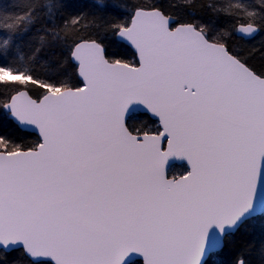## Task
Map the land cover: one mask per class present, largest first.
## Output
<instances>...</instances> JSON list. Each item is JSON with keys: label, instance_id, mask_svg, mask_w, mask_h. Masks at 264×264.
Returning <instances> with one entry per match:
<instances>
[{"label": "snow or ice", "instance_id": "snow-or-ice-1", "mask_svg": "<svg viewBox=\"0 0 264 264\" xmlns=\"http://www.w3.org/2000/svg\"><path fill=\"white\" fill-rule=\"evenodd\" d=\"M15 7L0 14V114L38 138L0 134V264H210L264 217V66L230 32L138 0ZM215 10L243 18L235 31L249 38L264 30V3ZM101 33L135 60L113 59ZM46 47L58 66L41 64ZM140 109L158 127L139 126ZM170 158L188 171L170 175ZM232 264H264V237Z\"/></svg>", "mask_w": 264, "mask_h": 264}, {"label": "trees", "instance_id": "trees-1", "mask_svg": "<svg viewBox=\"0 0 264 264\" xmlns=\"http://www.w3.org/2000/svg\"><path fill=\"white\" fill-rule=\"evenodd\" d=\"M21 0H0V14L4 12H18L19 8L15 7ZM42 3L55 4L56 0H41ZM110 3L115 4H127L129 0H108ZM145 5H155L161 8L167 14L171 15L174 19L179 21H199L208 26V29L216 31V35L227 30L231 33L228 39V46L235 48L238 53L242 55L253 67L261 68L264 66V30L260 31L258 36L251 41H243L238 39L235 35V29L244 24L246 21L239 17H230L222 14L215 9L226 6L229 3H234L236 0H138ZM243 3L248 5L251 9L259 11L261 4L264 0H242ZM67 3L72 5L73 11H93L91 7V0H67ZM87 5L88 7H85ZM43 26L49 27L47 17L42 12ZM59 23V19L54 21ZM38 35H44L46 39H50L48 34L40 32ZM101 39H103L107 51L112 55L113 59H123L127 62H133L135 56L133 52L125 45L119 43L117 38L113 35L101 33ZM36 46H39V41L34 42ZM53 51H58L56 48L46 47L42 49L40 56L41 64L45 67L48 65L58 66L63 59L62 56L52 55ZM22 54L27 56L29 54L28 49H23ZM36 68L43 71L40 64L36 65ZM71 65L65 64L63 68L59 70L70 69ZM10 93H6L3 87H0V103ZM137 121L142 122L140 124H148L150 126L151 121L144 115H138ZM138 124V123H137ZM138 124V125H140ZM143 125H140L141 127ZM0 134L5 136H12L14 139L20 140L25 144L35 142L37 137L33 134L18 131L17 127L13 124L11 119L6 114H0ZM177 174H180V170L177 169ZM264 237V217H257L254 220L246 223L239 232L231 239L229 246L224 249L222 253L212 258L210 264H232L235 256L242 252L243 249L253 241L259 242ZM249 260H255V249H251L247 255ZM141 264V263H134Z\"/></svg>", "mask_w": 264, "mask_h": 264}, {"label": "water", "instance_id": "water-1", "mask_svg": "<svg viewBox=\"0 0 264 264\" xmlns=\"http://www.w3.org/2000/svg\"><path fill=\"white\" fill-rule=\"evenodd\" d=\"M239 27V26H238ZM260 31H258L254 37L252 38H249L239 32H236V37L239 38V39H242L243 41H251L253 39H255L258 34H259ZM117 38V41L123 45H125L126 47H128L132 52H133V49L128 45L127 42H125L123 39H120L118 37ZM136 114H141V115H146L148 116L151 120H153L154 118H152L150 116L149 113H146L143 109H140ZM13 122V124L16 126L15 122L13 120H11ZM23 132H26V133H30V134H33L35 135L37 138H38V133L36 132V130L32 129V128H27V129H23L21 130ZM174 166H185L186 169L188 170V165L186 163V161H183V160H180L178 158H170L169 159V162H168V165H167V171L169 173V170L171 167H174ZM132 256V259L130 261H128V264H134V263H141L143 264V258L139 255V254H131Z\"/></svg>", "mask_w": 264, "mask_h": 264}, {"label": "rangeland", "instance_id": "rangeland-1", "mask_svg": "<svg viewBox=\"0 0 264 264\" xmlns=\"http://www.w3.org/2000/svg\"><path fill=\"white\" fill-rule=\"evenodd\" d=\"M208 30H210V34L211 35H216V31H212L211 29H208ZM235 35H236V32H235ZM228 39H229V37H228ZM239 39V38H238ZM242 40V39H241ZM232 49H233V51H236L237 52V50L235 49V48H233V46L231 47ZM183 168V169H182ZM177 169L178 170H180V174L178 173L177 174ZM188 170L186 169V167L184 166V167H178V166H174V167H171L170 168V170H169V174L170 175H175V176H179V175H181V174H183V173H186Z\"/></svg>", "mask_w": 264, "mask_h": 264}, {"label": "flooded vegetation", "instance_id": "flooded-vegetation-1", "mask_svg": "<svg viewBox=\"0 0 264 264\" xmlns=\"http://www.w3.org/2000/svg\"><path fill=\"white\" fill-rule=\"evenodd\" d=\"M138 115H141V114H136V116H138ZM144 116H146V115H144ZM146 117H148V116H146ZM148 119L151 121V124H150L149 127H158V125H155V124L152 123V120H151L149 117H148ZM137 123L140 124V123H142V122L137 121ZM140 125H143V124H140ZM140 125H139V126H140ZM178 167H184V166H178ZM182 169H183V168H182Z\"/></svg>", "mask_w": 264, "mask_h": 264}]
</instances>
